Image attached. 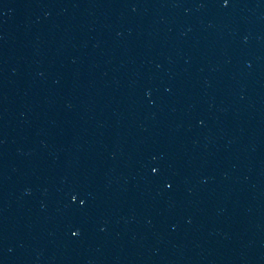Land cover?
<instances>
[{"label":"water","instance_id":"1","mask_svg":"<svg viewBox=\"0 0 264 264\" xmlns=\"http://www.w3.org/2000/svg\"><path fill=\"white\" fill-rule=\"evenodd\" d=\"M0 264H264V0H0Z\"/></svg>","mask_w":264,"mask_h":264}]
</instances>
